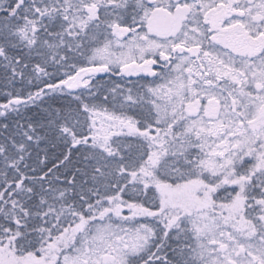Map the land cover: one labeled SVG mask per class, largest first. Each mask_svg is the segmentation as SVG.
<instances>
[{
  "label": "snow or ice",
  "instance_id": "snow-or-ice-1",
  "mask_svg": "<svg viewBox=\"0 0 264 264\" xmlns=\"http://www.w3.org/2000/svg\"><path fill=\"white\" fill-rule=\"evenodd\" d=\"M0 264H264V0H0Z\"/></svg>",
  "mask_w": 264,
  "mask_h": 264
}]
</instances>
